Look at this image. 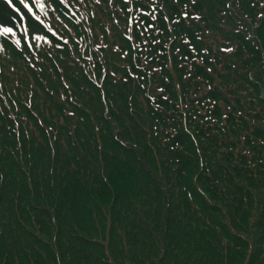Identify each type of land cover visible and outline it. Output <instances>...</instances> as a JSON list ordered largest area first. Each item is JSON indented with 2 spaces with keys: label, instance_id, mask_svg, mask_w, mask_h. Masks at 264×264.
Instances as JSON below:
<instances>
[{
  "label": "trees",
  "instance_id": "trees-1",
  "mask_svg": "<svg viewBox=\"0 0 264 264\" xmlns=\"http://www.w3.org/2000/svg\"><path fill=\"white\" fill-rule=\"evenodd\" d=\"M26 2L31 13L19 0H13L19 13L0 0V25L14 30L6 38L0 33V264H264V157L254 154L264 150L261 133L254 134L258 147L248 139L245 145L260 170H250L248 155L233 142L228 151L223 146L220 160L216 143L214 151L202 147L207 167L199 170L194 155L171 151L188 145L184 134L167 149L147 121L134 139L123 138L113 119L122 123L119 113L132 112L134 102L106 111L102 95L114 93L115 76L125 62L129 70L141 62L127 29L139 33L136 22L148 14L156 17L158 33L163 30L159 10L151 9L156 1H133L137 21L131 24L123 0H107L104 7L39 0L60 19L43 13L35 0ZM227 2L230 26L233 19L248 20L240 26L250 27L249 37L263 52L258 61L264 60V0ZM24 27L31 41L17 49L12 43ZM145 35L152 52L154 32ZM134 39L144 43V36ZM235 180L250 187L240 189Z\"/></svg>",
  "mask_w": 264,
  "mask_h": 264
},
{
  "label": "rangeland",
  "instance_id": "rangeland-1",
  "mask_svg": "<svg viewBox=\"0 0 264 264\" xmlns=\"http://www.w3.org/2000/svg\"><path fill=\"white\" fill-rule=\"evenodd\" d=\"M86 1L101 7H104L102 2L108 4L107 0H99L98 3L97 0ZM133 1L136 0H127V3L123 0L130 9L126 14L130 24L133 20L137 21L133 18L136 13ZM155 1L151 9L159 10L157 22L162 21L163 30L158 33L155 29L157 26L152 28L156 40V43L152 44V52L148 51V43L140 44L139 48L132 45L134 56L140 58L141 62L139 65H135V61L132 62L134 68L131 70L127 68L128 64L125 62L126 70L114 78L116 87L114 93H107L108 97L102 95V98H105V107L108 108L106 111L110 113L114 105L122 106L123 102L127 104L134 102L137 106L132 112L119 113L122 123L112 118L117 123L119 133L124 139L128 137L134 139L137 128L141 130L148 121L151 133L155 134L167 149L174 142L176 135L184 134L188 145L173 146L171 151L183 155L186 159H193L194 155L197 158L196 164L199 163V170L207 167L201 152L202 147H209L214 151L216 143L219 148L215 153L220 160L222 153L229 150V143L233 142L237 152L248 155L250 170L252 172L260 170L253 166L251 162L253 152L245 146L247 139L251 144L257 145L256 147L260 145L258 143H262L260 139L254 137L255 133H261L264 137V102L259 100L262 95L264 97V60L258 61V56L261 57L263 52L249 37L250 27L242 29L240 26L241 24L247 26L249 21L237 22L233 19L235 25L230 26L231 16L227 0H196L195 3L193 0H180V3L176 0ZM169 2L176 5V11L168 8ZM73 5L84 14L81 7L75 3ZM39 9L43 13L51 12L55 19H60L58 13L47 6ZM139 10L137 9V12ZM185 12L188 13L187 17L184 16ZM258 20L252 24L254 28H258ZM47 24L53 28L49 20ZM1 34L4 38L10 37V34ZM71 35L72 33L65 32L66 38ZM30 37L31 32L24 27L19 43L12 45L17 49H23L24 45L28 47ZM246 41L256 49L255 54L246 50L244 45ZM255 41L257 44L260 43L258 39ZM225 47L233 51H221V48ZM147 51L149 57L145 64ZM160 99L166 104L163 106L158 104ZM83 108L90 109L88 105ZM128 114L136 121H132L134 125H131ZM232 121L235 128L231 127ZM29 131L31 134L34 133L33 129V132L31 129ZM126 146L133 147L128 144ZM223 146L228 149L225 151ZM254 154L257 158L264 157V150L261 154L258 152ZM221 163L223 164L222 161ZM200 173L202 174V171ZM253 178L255 181L261 179L260 176ZM235 185L240 189L250 187L248 182L241 180H235ZM216 186L225 193L221 186ZM254 189L255 187L252 191ZM254 213L259 214L257 211Z\"/></svg>",
  "mask_w": 264,
  "mask_h": 264
},
{
  "label": "snow or ice",
  "instance_id": "snow-or-ice-1",
  "mask_svg": "<svg viewBox=\"0 0 264 264\" xmlns=\"http://www.w3.org/2000/svg\"><path fill=\"white\" fill-rule=\"evenodd\" d=\"M5 2L8 4V6L10 8H12V10L16 13L20 12V9L18 7H16V5L13 3V0H5ZM61 2H63V0H61ZM99 2V0H97V3ZM125 2L127 3V0H125ZM196 0H193V3H195ZM35 3L37 4V6L41 9L44 8V5L42 3L39 2V0H35ZM19 4L23 5L24 9H27V11L29 13H31L33 11L30 3L26 2V0H19ZM144 7L143 4L140 5V8L142 9ZM184 16L187 17L188 13L185 12ZM37 19H39V17H37ZM195 19H199V17H195ZM156 20L155 16H149L148 14H144V16L141 17V21L136 22L139 27H140V31L139 33H136L134 28H128L127 32H126V38L128 41L132 42L133 47L135 48H139L140 45L136 44L134 36L136 37V39H138L140 36H144V43L147 44L148 43V39L147 36L145 35V33L149 30L155 27V24L153 23ZM14 30L11 27H6L3 25H0V33H3L4 35H9V34H13ZM131 33V34H128ZM53 35L55 36L56 33H53ZM19 43V41L17 42ZM67 43V41H65V44ZM185 43H189L188 41H185ZM106 47V45H105ZM221 51L224 52H231L233 51V49L225 47V48H221ZM126 55V54H125ZM147 63V57L145 59V64ZM155 71V70H154Z\"/></svg>",
  "mask_w": 264,
  "mask_h": 264
}]
</instances>
